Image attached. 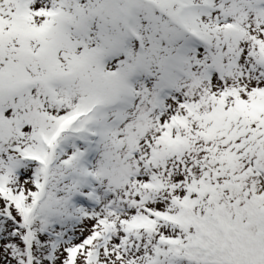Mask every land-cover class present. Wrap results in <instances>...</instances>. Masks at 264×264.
Returning <instances> with one entry per match:
<instances>
[{"label":"snow or ice","instance_id":"1","mask_svg":"<svg viewBox=\"0 0 264 264\" xmlns=\"http://www.w3.org/2000/svg\"><path fill=\"white\" fill-rule=\"evenodd\" d=\"M0 264H264V0H0Z\"/></svg>","mask_w":264,"mask_h":264}]
</instances>
